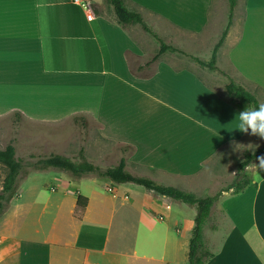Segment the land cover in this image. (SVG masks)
<instances>
[{"label": "crops", "instance_id": "0c3cea01", "mask_svg": "<svg viewBox=\"0 0 264 264\" xmlns=\"http://www.w3.org/2000/svg\"><path fill=\"white\" fill-rule=\"evenodd\" d=\"M92 2L88 21L70 0H0V150L13 140L15 157L23 160L17 152L25 139L21 129L48 127L56 131L28 138L31 146L56 149L47 155L72 159L67 153L83 148L95 166L109 161L104 169L124 158L130 174L136 170L197 198L215 196L222 187V174L212 167L217 155L242 147L248 152L257 139L247 130L229 132L240 112L227 102L226 83L212 87L208 75L175 68L165 55L177 53L148 65L140 26H121L105 0ZM122 2L182 52L181 43L194 52L210 39L212 51L223 31L218 16L211 22L213 0ZM238 14L235 6L215 66L243 88L258 89L260 102L264 0H243ZM69 127L80 131L77 138ZM6 171L0 166V189ZM35 173L50 174L52 182L37 183L30 173L19 179L17 196L0 218V264H188L193 207L92 175L73 181L54 171ZM256 173L264 178V171H255L238 194L232 181L214 202L202 230L213 254L205 264H264V180ZM77 196L87 199L79 218Z\"/></svg>", "mask_w": 264, "mask_h": 264}, {"label": "trees", "instance_id": "16d2710c", "mask_svg": "<svg viewBox=\"0 0 264 264\" xmlns=\"http://www.w3.org/2000/svg\"><path fill=\"white\" fill-rule=\"evenodd\" d=\"M105 2L112 9L119 25H138L143 32L150 35L158 43V52L147 63L148 65L156 62L159 56L167 53H177L187 56L184 52L165 44L144 23L139 14L129 11L123 5L122 0H105ZM227 2L228 20L220 38L212 49L209 60L205 62L193 57H191V59L199 67L207 69L210 72H216L228 79V77L223 72H219L215 66L218 50L222 46L231 26L233 11L237 0H227ZM223 88L227 102L238 112L243 113L247 110H259L260 106L256 96L248 92L242 86L233 82L231 79H228V82ZM82 127H84V123L82 124ZM261 157H264V145L253 152L246 151L243 153V161L237 165L235 180L230 187L233 189V194H238L249 186L250 180L243 170L250 162ZM0 166H3L7 170L2 180L0 189V218L6 211L9 203L16 198L19 179L22 176L28 175L29 173L27 170L29 169L38 172L54 171L61 174H67L73 181L92 175L98 179H105L117 185L133 184L170 201L182 203L188 207H193L196 214L193 219L194 226L191 231V237L188 244V264H205V262L213 257V254L206 249L203 243L202 230L207 218L210 215L214 202L224 190H221L213 197L197 198L190 192L182 191L173 187L162 186L147 178L133 176L125 170L126 163L124 158H121L117 165L112 168L101 169L85 159L83 148L79 150L77 160L69 159L61 155L49 154L46 157L39 158L34 163H23V161L18 160L15 157L13 140L0 150ZM86 204V198L77 196L75 215L78 218L81 216Z\"/></svg>", "mask_w": 264, "mask_h": 264}, {"label": "rangeland", "instance_id": "374dc122", "mask_svg": "<svg viewBox=\"0 0 264 264\" xmlns=\"http://www.w3.org/2000/svg\"><path fill=\"white\" fill-rule=\"evenodd\" d=\"M242 4H243V0H237V2H236V15H238V16H239L238 12H239L240 7L242 6ZM216 16L219 17V20H218L219 21L218 22L219 23V27L221 28V30H224V28L226 26V23H227V20H228V2H227V0H213V4H212V7H211V15H210L211 22H213L216 19ZM148 25L151 26L150 23H148ZM136 27H137V29H140L138 26H136ZM143 35H145L147 37V39H148L147 40L148 41L147 54H148V57H149L148 60H150L152 58V56L155 55L158 52L157 43L148 34L144 33ZM165 40L168 41L169 39L166 37ZM211 42H212L211 39H210V41L207 42V44L210 45L209 48H205L207 46V44H204V46L206 45L205 47L204 46L199 47L197 49V51H194V52L190 51L191 49L187 48V45L185 43H181L180 48L185 50L184 52H186V55L188 54L187 56H189V57L183 56L181 54L180 55L176 54V55H173V56L167 54L165 56L167 58H169L171 65H173L175 68H191L193 70H196L199 74H204V75H208L209 77H211V79L206 81L209 86L217 87V84H219L220 87H221L222 84H225V83L228 82L229 78L227 79L226 77H223L222 75H220V74H218L216 72H210L207 69L201 68L191 59L192 56H195L197 59H199L201 61H205V62L208 61L209 58H210L211 52H212L211 48L213 46L212 45L213 43H211ZM151 45L154 47V49L151 48ZM191 53L193 55H191ZM219 66H223L222 65V61L219 62ZM219 72H221V71H219ZM209 74H212V76H210ZM214 78L216 80H214ZM247 91L250 92L251 94H253L254 96H256V94L258 93V89H254V88L252 90H247ZM256 99H257V97H256ZM263 99L264 98L261 97V101L260 102L257 99V101L259 102L258 103L259 106L264 105V103L262 101ZM5 124L8 125L7 122H5ZM14 125L16 126L15 123H14ZM10 130H11V132H10ZM21 130L23 131L22 135H24L23 137L25 139H23V141H22L23 143L22 144L18 145L17 152H18V155L20 157H22L23 160H21V161H23V163H34L39 158L46 157L48 153L56 151V149L53 148L52 145H48L47 146L48 147L47 150H45V147L40 146V144H38V143H36L33 146H31L29 144V140H28L30 135H35L33 133H37L38 135H40V134L48 135V134L52 133L53 131H56V129H50L48 127H39V126H37L36 128L35 127L32 128L30 126H25ZM69 130H71V131L74 130V132H75L74 133V138L78 137L77 133L80 132V131H78L76 129V127L70 128ZM251 133H252L251 129H248L247 130V137ZM17 134L18 133H17L16 128L15 129H9L8 135H10V139H12V137H14V136H17ZM256 135H257V139H256L254 144L251 143L252 146L249 147V151L248 152H253V151L261 148L264 145V137H261L259 134H256ZM36 148H38V150ZM105 148L108 151H112V152H116V153H119V151H120V148H118L117 146H114V145H110V144H105ZM244 151H246V150L243 147L240 148V149H235L234 148V149H231L229 151V154L226 157H224V155H222L224 153H221V154L219 153L217 155V158L214 160L215 164L212 167L215 170V172L219 171L222 174L221 175L222 187H221V189H219L218 192H220L221 190H224L228 185L232 184V181H234L235 177H234V175L232 176V174L233 173H237V165L240 162L243 161V153H244ZM30 154H33L34 156H37V157L33 158V159H28V156ZM67 154L68 155L71 154V156H73L72 159L73 160H77V154L78 153H77V149L76 148H75V150H73V151H71V152H69ZM109 164H110L109 161H104V162L101 161V168L104 169L106 166L108 167ZM253 165H256L257 168H255ZM258 165H259V159L254 160V161L249 163V165L243 170V172L246 173L248 177L252 178L253 177V173L255 171H259V170L262 171V172L264 171V170L259 169ZM27 171H28V173H30L31 177H35L37 179V181H35L37 183L42 182L43 184H45V183L52 182V176H50V174H36L35 172H38V171H34V170H30V169L27 170ZM33 173H35V174H33ZM136 173H138V171L131 170V174L133 176L140 177L141 174L135 175ZM65 175H67V174H65ZM24 177L25 176H22L21 180H23L22 178H24ZM140 189H142V188L140 187ZM197 196L201 197V198H204V197H206V193L205 194L203 193L202 196H200L199 194ZM212 215H213L214 218H216V216H219L218 211L217 210H213V214ZM128 218H130V217H127V219ZM128 227H129V229H132L134 227V223L131 221L129 223ZM115 229H116V223H115V227L113 229V232L115 231ZM131 239H132L131 233L127 232L125 240H124L125 246L127 248L131 244ZM211 249H213V248L211 247L210 250Z\"/></svg>", "mask_w": 264, "mask_h": 264}, {"label": "clouds", "instance_id": "9594fccd", "mask_svg": "<svg viewBox=\"0 0 264 264\" xmlns=\"http://www.w3.org/2000/svg\"><path fill=\"white\" fill-rule=\"evenodd\" d=\"M248 129H251L253 134H259L264 137V105H261L259 110H247L237 114L229 125V132H245ZM258 159L259 169L264 170V157ZM253 166L257 168L256 165ZM256 179L264 180L258 173H256Z\"/></svg>", "mask_w": 264, "mask_h": 264}, {"label": "built area", "instance_id": "2783aa9c", "mask_svg": "<svg viewBox=\"0 0 264 264\" xmlns=\"http://www.w3.org/2000/svg\"><path fill=\"white\" fill-rule=\"evenodd\" d=\"M73 5L78 6L86 15V19H93V2L92 0H70Z\"/></svg>", "mask_w": 264, "mask_h": 264}]
</instances>
